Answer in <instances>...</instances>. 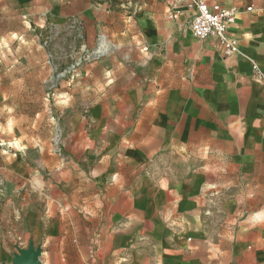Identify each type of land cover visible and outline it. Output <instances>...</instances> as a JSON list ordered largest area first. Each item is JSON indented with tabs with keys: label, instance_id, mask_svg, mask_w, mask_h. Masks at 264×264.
I'll return each mask as SVG.
<instances>
[{
	"label": "crops",
	"instance_id": "crops-1",
	"mask_svg": "<svg viewBox=\"0 0 264 264\" xmlns=\"http://www.w3.org/2000/svg\"><path fill=\"white\" fill-rule=\"evenodd\" d=\"M139 2L0 0V264L86 228L94 264H264V0H209L239 11L231 57L193 37L186 8ZM32 24L109 47L60 91L58 147L18 148L33 109L1 102L47 82L48 61L17 74L9 57Z\"/></svg>",
	"mask_w": 264,
	"mask_h": 264
},
{
	"label": "rangeland",
	"instance_id": "rangeland-1",
	"mask_svg": "<svg viewBox=\"0 0 264 264\" xmlns=\"http://www.w3.org/2000/svg\"><path fill=\"white\" fill-rule=\"evenodd\" d=\"M140 0H129V12H133L137 2ZM143 6L147 10H160L164 11V1L166 0H143ZM70 32L64 31L57 33L51 29H41L32 24L26 34H19L13 38L14 44L9 47L12 54L10 59L14 58L20 63L16 65L17 74H22L24 68H28V64L22 63V60L32 58L34 60L48 61L47 67V82H40V79L32 81L34 92L32 99L29 100V93H24L25 97L11 98L4 100L3 103L12 105L16 101V105L20 108L32 107V115H20L16 117L18 126L24 123V117L32 119L34 127H26L23 124L22 128L15 131L17 141L15 142L18 148L23 147L25 144L35 142L39 135H46L50 139L53 137V145L57 141V134L53 130L59 123V116L62 113V100L58 97L60 91H68L72 89L76 76L83 72L91 62L96 58H101L102 54L107 53L109 50L107 39L104 36L97 37L92 44L87 35V29L79 26ZM93 24H90V29ZM23 26L18 25L17 28L21 33ZM17 29V30H18ZM91 35V32H90ZM89 39V40H88ZM105 41L103 46L102 41ZM103 51H102V50ZM98 53V55H97ZM20 59V60H19ZM33 69L38 71L43 70V67L38 63L34 64ZM81 85H85L82 83ZM88 85V84H87ZM6 86V85H5ZM8 87H3V90L8 94ZM7 89V91H6ZM18 94V92H11ZM2 94H4L2 92ZM15 99V100H14ZM61 100V101H60ZM67 102L71 101L69 98L65 99ZM69 100V101H68ZM29 101H32L31 103ZM47 109L48 112L44 113ZM43 112V113H42ZM4 118V116H2ZM20 122H23L20 124ZM12 134V133H11ZM34 139V141H31ZM68 241L62 243L61 238L54 237L50 240L45 247L42 248L43 264H94L95 253L100 258H104L103 252H98L96 244L93 242V236L88 232V228L82 230L79 238L81 241L75 240L76 236L72 233L67 237ZM36 243V247H37ZM103 247L104 244H101ZM104 260V259H103Z\"/></svg>",
	"mask_w": 264,
	"mask_h": 264
},
{
	"label": "built area",
	"instance_id": "built-area-1",
	"mask_svg": "<svg viewBox=\"0 0 264 264\" xmlns=\"http://www.w3.org/2000/svg\"><path fill=\"white\" fill-rule=\"evenodd\" d=\"M167 3L186 8L192 14L191 31L193 37L204 42L215 38L225 57H231L239 52V43L228 34L229 28L235 24L238 9H226L218 4L210 5L209 0H166ZM252 8H248L251 11ZM56 141V147H58Z\"/></svg>",
	"mask_w": 264,
	"mask_h": 264
},
{
	"label": "water",
	"instance_id": "water-1",
	"mask_svg": "<svg viewBox=\"0 0 264 264\" xmlns=\"http://www.w3.org/2000/svg\"><path fill=\"white\" fill-rule=\"evenodd\" d=\"M12 264H42V247L37 246L32 242L27 250L17 249Z\"/></svg>",
	"mask_w": 264,
	"mask_h": 264
}]
</instances>
